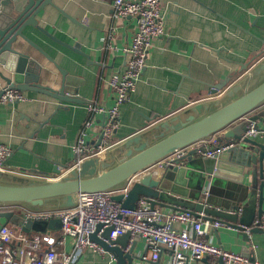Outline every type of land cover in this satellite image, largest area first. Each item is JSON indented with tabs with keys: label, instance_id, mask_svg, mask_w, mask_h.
I'll use <instances>...</instances> for the list:
<instances>
[{
	"label": "crops",
	"instance_id": "obj_1",
	"mask_svg": "<svg viewBox=\"0 0 264 264\" xmlns=\"http://www.w3.org/2000/svg\"><path fill=\"white\" fill-rule=\"evenodd\" d=\"M112 1L56 0L65 15L50 5L38 15L40 25L48 33L34 30L31 35L32 41L48 55L44 57L33 49L41 61L42 82L53 88L59 86L61 76L54 60L67 71V82L77 89L82 101L59 102L37 91H22L30 98L26 101L14 104L0 101V142L11 150L4 170L50 178L57 175L56 169L64 172L59 165L73 164L72 146L90 117L89 106L113 104L109 77L122 70V47L130 43L137 25L132 16L115 18ZM162 6L166 15L164 33L152 40L135 88L120 106L114 146L159 119L215 95L217 92L211 93V85L224 79L231 83L264 56V0H163ZM108 41L111 48L107 47ZM4 87L6 82L0 79V90ZM92 118L88 137L99 133L102 114L94 113ZM256 137L264 139V132ZM204 158L207 157L194 156V161L205 166ZM160 172L158 167L156 177ZM202 175L206 177L203 189L209 187L215 198L232 195L227 191L235 187V181L223 177L214 181L211 176ZM198 183L191 187V192H196ZM3 223L6 220L0 216V225ZM174 226L182 228L179 223ZM203 228L210 235L211 228L204 223ZM216 229L220 242L214 234L205 238L242 255L253 254L255 261L264 264L263 234L253 233L245 240L237 229L225 226ZM136 240L138 253L146 250L148 261L142 264H168L167 250L162 249L158 259L152 260V250L145 240L141 237ZM64 242L65 250L69 251L72 238L67 236ZM14 246L19 248L18 244ZM245 247L249 250H244ZM216 259L207 260L215 264ZM72 264H113V257L86 247ZM193 264L206 262L199 260Z\"/></svg>",
	"mask_w": 264,
	"mask_h": 264
},
{
	"label": "water",
	"instance_id": "obj_2",
	"mask_svg": "<svg viewBox=\"0 0 264 264\" xmlns=\"http://www.w3.org/2000/svg\"><path fill=\"white\" fill-rule=\"evenodd\" d=\"M47 5L65 15L56 0H0V79L8 88L37 91L59 102H81L77 89L67 82V71L54 60L51 61L61 76L59 86L53 88L42 82L41 61L33 49L44 57L48 55L32 41L31 35L34 30L48 35L37 18ZM227 82L224 79L211 85L213 94L224 88L219 95L205 97L159 119L121 144L113 145L104 156L87 157L75 166L59 165L65 171L56 169L55 177L0 169V216L28 234L49 232L60 228L59 218L30 219L21 210L8 208L68 209L77 205L79 193L110 192L111 198L125 208L133 209L144 196L151 207L188 210L210 224L218 222L220 226L237 229L245 240L253 233L264 235L259 226L264 219V139L256 137L264 132V56L237 79ZM250 124L257 131L255 136L245 135ZM212 136L218 146L226 143L233 146L216 157L204 158L207 162L201 166L194 161L195 149L190 146ZM184 148L189 149L171 157ZM158 167L161 172L156 177ZM202 173L214 181L221 177L235 181V187L227 191L232 195L217 199L209 187L204 193L206 177ZM130 181L127 192H122ZM195 183H198L196 192H191ZM254 220H258L257 224L245 231ZM101 226L98 224L96 231ZM110 230L111 227H104L101 237L93 232L89 238L112 255L113 264L148 261L146 250L141 253L136 250V239L126 249L128 232L109 239ZM212 234L220 242L216 227H211ZM210 235L208 232L205 237ZM245 254L249 262L255 261L253 254ZM207 259L204 256L194 261L213 264ZM215 264H224L222 258L217 257Z\"/></svg>",
	"mask_w": 264,
	"mask_h": 264
},
{
	"label": "built area",
	"instance_id": "obj_3",
	"mask_svg": "<svg viewBox=\"0 0 264 264\" xmlns=\"http://www.w3.org/2000/svg\"><path fill=\"white\" fill-rule=\"evenodd\" d=\"M163 0H113V16L124 18L135 17L137 28L130 43L122 47L124 66L122 70L113 72L109 77V85L114 94L113 104L109 107L100 104L89 106L90 117L84 122L75 143L72 146L74 161L77 165L83 159L91 156H102L104 152L115 145L114 132L120 125V106L125 103L134 90L136 80L142 72L149 47L153 39L164 33L165 10ZM111 41L113 33L108 34ZM110 41L107 47L111 48ZM0 101L14 104L30 98L24 92L8 88L1 89ZM221 93L218 91L216 94ZM94 113L102 114L101 126L98 134L88 137L87 128L92 124ZM257 131L250 124L245 135L255 136ZM99 139V142L97 143ZM233 146L226 143L218 146L215 136L208 140H201L193 144L196 157H216L220 152ZM187 149L177 151L173 156L184 154ZM11 150L0 142V169H5L6 161ZM166 161V160H165ZM163 161V162H165ZM132 181L122 190L126 193ZM207 188L203 189L207 193ZM110 192H82L78 194L75 207L61 210L21 211L30 219L59 218L61 226L58 230L49 232H34L28 234L20 226L12 223L0 225V264H72L82 250L91 247L94 251L104 253V249L89 238L96 232L101 237L104 227H111L109 239H114L125 232L129 233L128 248L133 239L141 237L152 250L151 259L156 260L162 249L169 252L168 264H193L194 260L204 256L221 257L224 264L248 263L244 255L231 251L221 244L205 238L206 228L220 226L218 222L210 224L194 217L188 210L173 209L164 211L161 207H151L149 200L141 196L133 209L125 208L120 202L111 198ZM254 220L252 225H256ZM175 223L182 225L178 229ZM102 224L97 230V225ZM264 230V219L259 225ZM72 238V247L65 250V237ZM14 244H18L16 249ZM251 264H261L254 261Z\"/></svg>",
	"mask_w": 264,
	"mask_h": 264
},
{
	"label": "trees",
	"instance_id": "obj_4",
	"mask_svg": "<svg viewBox=\"0 0 264 264\" xmlns=\"http://www.w3.org/2000/svg\"><path fill=\"white\" fill-rule=\"evenodd\" d=\"M8 209H13L14 210L15 208H8Z\"/></svg>",
	"mask_w": 264,
	"mask_h": 264
}]
</instances>
